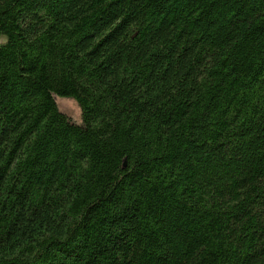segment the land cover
I'll return each instance as SVG.
<instances>
[{
  "label": "trees",
  "instance_id": "trees-1",
  "mask_svg": "<svg viewBox=\"0 0 264 264\" xmlns=\"http://www.w3.org/2000/svg\"><path fill=\"white\" fill-rule=\"evenodd\" d=\"M0 264H264V0H0Z\"/></svg>",
  "mask_w": 264,
  "mask_h": 264
},
{
  "label": "rangeland",
  "instance_id": "rangeland-1",
  "mask_svg": "<svg viewBox=\"0 0 264 264\" xmlns=\"http://www.w3.org/2000/svg\"><path fill=\"white\" fill-rule=\"evenodd\" d=\"M55 100L58 109L70 117L73 122L77 124L83 123L80 108L73 99L69 97L56 96Z\"/></svg>",
  "mask_w": 264,
  "mask_h": 264
}]
</instances>
